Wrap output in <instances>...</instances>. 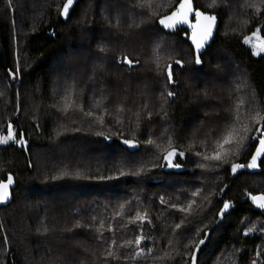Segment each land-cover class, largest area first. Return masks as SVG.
Masks as SVG:
<instances>
[{"label": "trees", "instance_id": "1", "mask_svg": "<svg viewBox=\"0 0 264 264\" xmlns=\"http://www.w3.org/2000/svg\"><path fill=\"white\" fill-rule=\"evenodd\" d=\"M193 1L195 8L217 14L219 22L210 47L204 50L205 65L203 68L194 66L199 71L191 74L181 73L174 66V78L179 87L170 86L167 90L179 95L170 101V107L165 105L169 121L165 124L157 117L149 125L145 120L147 111L159 109L164 82L155 81V64L145 65L144 61L153 59V49L161 39L168 45L160 53L168 57L166 62L176 59L187 62L194 49L189 44L187 29L152 36V29L144 25L151 23L149 17L158 20L171 12L179 0H129L143 3L144 7H138L136 13L123 11L119 19L124 28L120 32L106 30L109 22H117V13L113 11L115 0H79L67 19L59 15L66 0H0V136L6 134V126L12 122L28 140L24 150L11 142L0 145V180L6 181L9 173L14 178L9 200L0 203V264H56L58 258L65 264H103L106 243L113 238L122 242L134 234L131 225L127 228L122 225L136 210L147 211L152 219V225L146 223L144 230L157 241L160 250L154 252L155 256L172 251L167 240L172 239L175 246L173 229L182 216L191 220L196 228L211 233V239L198 252L197 264H221V261L251 264L257 251L264 253V242L261 244L262 236L258 232V220L264 219V212L254 208L245 195L246 192L264 193V165L256 170H240L233 176L214 169L213 162L188 156L189 140H184L177 145L186 152V158H181L187 159L182 172L153 169L141 176L125 175L111 181L87 179L93 173L114 175L118 170L130 173L141 162L151 168L155 148L146 154L145 145L141 143L138 152L129 153L115 136L108 141L95 135L109 127L115 132L116 119L135 126L136 112H140L139 127L144 130L143 134L137 131L133 136L126 128L124 138L141 142L156 139L166 128L184 136L196 132L191 139L198 146L193 147L192 152L211 155L214 138L207 135L209 126L214 127L221 121L215 114L206 118L205 112L215 110L222 117L227 115L228 109L235 114L237 109L241 113L245 108L254 107L264 115V52L255 54L254 48L243 40L245 33L264 29V4H256L254 8L248 5L260 0L245 4L241 0ZM140 12L144 15L137 14ZM133 19L137 24L144 21L141 25L144 32L140 36L137 30L127 27ZM258 34L264 39V30ZM101 43L109 51L103 59V71L96 75L103 78L107 98L100 91L99 79L95 82L87 79L92 75L93 64L97 62V45ZM69 51L83 53L77 71L84 82L79 87L73 86L67 99L62 100L64 78L61 73L64 76L68 71L64 58ZM122 56L139 59L141 63L129 73L116 62ZM55 58L59 59L54 62ZM58 61L60 67H57ZM17 63L22 74L12 80L7 70L15 69ZM217 64L224 69V75L219 78L210 67ZM68 83H73L70 78ZM242 85H247L250 91L240 89ZM206 88L211 97L204 100L197 93ZM236 88L242 97L237 95ZM65 103L69 105L66 111ZM86 103L84 110L91 109L97 115L106 106L112 107V117L103 128H88L86 118L77 107ZM117 104L126 110L117 113ZM144 104L148 105L146 110H142ZM149 127L155 135L150 136ZM76 128L80 131L75 132ZM249 159L250 156H241L233 162L247 164ZM197 163L208 164V170L197 168ZM53 176L57 179L52 180ZM225 185L229 187L225 189ZM197 188L201 189L200 194L191 197V192ZM221 189L225 190L221 192ZM43 195L49 199L43 200ZM161 197L183 206H187L189 200L195 203L188 214L170 215L175 210L162 206ZM224 200L230 201L234 208L216 228L212 222L217 219L216 213ZM38 201L42 204H36ZM116 212L120 215L116 216ZM76 221L90 227L63 231ZM110 224L114 231H108ZM43 226L49 228L48 233H43ZM248 227L257 230L245 236ZM189 235L190 239L183 243L189 246L187 251L190 252L203 237L195 232ZM147 247H153L152 243L148 242ZM256 261L261 264V260ZM127 264L175 262L138 257Z\"/></svg>", "mask_w": 264, "mask_h": 264}, {"label": "snow or ice", "instance_id": "2", "mask_svg": "<svg viewBox=\"0 0 264 264\" xmlns=\"http://www.w3.org/2000/svg\"><path fill=\"white\" fill-rule=\"evenodd\" d=\"M79 0H66L62 8L59 9V15L65 19L69 18L71 12L75 10L76 4ZM215 3V0H213ZM261 4H264V0H260ZM249 7L257 8L255 3L248 5ZM144 7L143 3H130L129 0H115V7L113 11L117 13V22L115 24L109 22L107 29L109 31L115 30L120 32L124 25L120 22L119 16L123 14L124 10H127L131 13H136V9ZM138 15L143 16L142 12L137 13ZM194 14L195 22H191L189 17ZM107 20L108 17H105ZM151 21L150 24L144 25L145 28L152 29V36H158L159 33L164 32L166 29L171 30L177 28L178 25L187 24L191 29V46L194 47V53H192V58L185 62L182 59H176L172 62H166L168 57L161 55L160 53L165 50L168 45L161 39L155 44L153 49V59L144 61L145 65L155 64V81L158 83L163 81V86L161 87L159 99L162 101L160 107L155 112L147 111L145 120L147 124L151 125L154 120L159 117L162 119L165 124L169 121V113L165 108V105H170V101L177 99L178 93L176 91L167 90L170 86L179 87V82L174 78V66L179 68L181 73L191 74L193 72L199 71L194 66H203L205 65V60L202 59L204 56V49L206 46H209V41L213 38L214 29L217 27V14H208L207 11H201L199 8H194L192 0H180L179 4L175 6V10L171 11L170 15L160 16L158 20L155 17H149ZM144 24V21H141V24H137L133 19L132 23L128 24V29L137 30V35L140 36L144 32V28L141 25ZM264 29H257V31L252 33L253 37L257 36L259 31ZM127 34V33H125ZM187 35V33H185ZM244 43L251 44L252 40L245 36ZM98 54L97 62L93 64L92 75L87 79L89 82H95L97 79L101 82V93L106 95V86L103 85V78L97 77L98 71H103L104 64L103 59L105 54L108 53V47L101 43L97 45ZM254 49H257L255 54L259 52H264V41H261L260 44L253 45ZM132 51H135L133 48ZM83 53L69 51L65 58L64 64L67 68V72L64 73V96L62 100H66L68 94L73 86L79 87L84 81L80 74L77 71V65ZM122 68H127L129 73L134 72L140 65L141 61L135 58H129V56H122L118 61H116ZM212 71L215 73L216 77L219 78L224 75V69L221 65L217 64L211 66ZM8 76L15 80L19 74H22V69L17 63L15 69L7 70ZM71 79L72 84L68 83V79ZM191 78V77H190ZM60 79V75L57 74V80ZM81 94L83 89H80ZM2 95V93H0ZM198 97H202L204 100H207L211 97V92L206 88L200 93H197ZM86 99V98H85ZM87 106V103L84 106H79V111L86 118L88 128L92 129L93 127H101L109 122V119L112 117V107L106 106L105 110L99 115L91 109L85 111L84 108ZM56 106L53 105V108ZM69 105L64 104V110L66 111ZM148 108L147 104L142 106V110ZM126 109L121 107L119 104L115 106V111L117 113H123ZM131 111V109H127ZM254 113V114H253ZM215 114L221 122L215 123V126H209V131L207 135L213 137V143L211 145V155H202L201 152L196 151L192 152L195 145L192 142L191 138L196 136V132L189 134V136H184L175 132L174 129L169 130L165 129L164 132L160 134L156 139H146L141 142L139 139H127L124 138L125 129L127 128L133 136L136 135L137 131H140V134H143V129L139 127L140 125V112H136V121L135 126L132 123L125 124L124 120L116 119L113 126L116 127V131L112 132L111 127L107 131H98L95 132L96 136L103 137L105 140L111 141L115 136L120 140V143L123 146H126V150L129 153L138 152L140 149L141 143L145 145L146 154L150 151L151 148H155L156 152L152 153V159L150 161L151 168H146L144 163L141 162L140 166L130 173H126L122 170H118L114 175H100L99 173L90 174L87 179L98 180V181H111L119 179L125 175L141 176L144 173H150L153 169H169V170H179L182 169L187 162L186 152L179 150L177 145L184 140H189L188 144V156H195L201 158L203 161L213 162L214 169H222L225 172H230L233 176L239 174L240 170L243 169H257L261 165H264V115H261L259 111H256L254 107H250L246 112L245 116L247 122H244V119L240 116L239 109L236 110L233 114L231 109L227 110V115L220 116L219 112L211 110L205 112V117H210ZM37 129L39 124L36 125ZM75 132H79L80 129H74ZM150 136L155 135L152 132L151 128H148ZM14 143L18 145L22 150L26 149L28 146V140L25 138V133L23 131L17 130L12 122H8L6 126V134L0 136V145H8L9 143ZM207 147V146H206ZM241 156H250L247 164L233 162L235 159ZM179 161V162H177ZM230 165V167H225ZM31 167V163L28 165ZM196 167L199 169L208 170V164L206 163H197ZM172 174L171 172L169 175ZM195 174V173H194ZM61 175H68V173H62ZM79 175V173H77ZM52 180H56L57 177H51ZM14 184V178L11 173L8 174L7 180H0V203L6 202L11 196L10 189ZM229 185H225V189ZM225 189H221L223 192ZM201 192V189L197 188L196 191L191 192V197H197ZM247 199L251 201L253 205L257 208L264 209V193L253 195L251 192L245 193ZM195 203L194 200H189L187 206L176 202H172L171 199L165 200L164 197L160 198V204L162 206H167L171 210H175V213L179 214H188L192 207V204ZM211 203V201H209ZM123 208V205H120ZM233 208V205L230 201L224 200L222 207L219 208V211L216 213L217 219L213 220V224L216 228H219L220 224L223 222V218L226 215L230 214V210ZM116 216H119L120 213L116 212ZM95 219V217H93ZM43 223V222H42ZM152 225V219L149 218L147 211L136 210L134 215L128 217L126 223L122 227L127 228L129 225L132 226L134 234L131 238L124 239L122 242L117 239H111L110 243H106V247L103 250V264H127L128 261H135L138 257H142L145 260L150 257L153 260H170L175 262V264H197L198 261V252L202 251V246L206 244L207 241L211 239L210 231H204L203 228H196L195 224L188 220L186 216H182L180 223H176L173 229V235L176 238L175 246H173V240L168 239L167 244L171 252H165L161 256L153 255L154 252H158L160 249L157 245V241L151 236L145 233L144 225ZM241 223H246V221H241ZM81 227H90L87 223L81 224L80 221L72 223L71 227L64 228L65 232H72L73 229ZM103 227V222L101 221V228ZM207 227V226H204ZM179 230V231H176ZM254 227H248L244 235L256 231ZM41 231L40 229L37 230ZM43 233H48L49 228L43 226ZM108 231H114L111 224L108 227ZM264 233V228L259 229ZM195 232L197 236H202L203 238L198 239V242L195 243L194 251H187L188 245L184 244L183 241L190 239V233ZM99 238V237H97ZM148 242H151L153 247H147ZM259 247V246H258ZM183 249V251L181 250ZM261 255L260 251H257V257ZM187 257V259H185ZM56 264H65L64 261L59 258L56 261ZM251 264H257L256 260H253Z\"/></svg>", "mask_w": 264, "mask_h": 264}, {"label": "rangeland", "instance_id": "3", "mask_svg": "<svg viewBox=\"0 0 264 264\" xmlns=\"http://www.w3.org/2000/svg\"><path fill=\"white\" fill-rule=\"evenodd\" d=\"M246 1H251V0H241V2L242 3H244L245 4V2ZM260 3V1H255V4H259ZM232 15H234L235 16V14H233L232 13ZM253 32H255V30L254 31H250V32H247V33H245L244 34V36H243V40H244V37L245 36H247V37H249L251 40H252V43L251 44H247V45H250V46H252L253 47V45H256L255 43L257 42V41H264V39H262L260 36H259V34L257 33V36L256 37H253L252 36V33ZM254 48V47H253ZM255 50V52L257 51V49H254ZM259 53H262V52H259ZM59 58H55L54 59V62H56V60H58ZM58 64V66L57 67H60L61 66V63H60V61H58L57 62ZM230 63H228L227 65H229ZM232 72H234V71H232ZM61 76H62V79L64 78V76H63V74L61 73ZM245 82H243V84H244ZM240 89H244V90H248L249 89V91H250V88L246 85V87L244 86V85H242L241 86V88ZM236 92H237V95H239L240 97H242L241 96V92H240V90L238 91V89L236 88ZM251 92H253L252 90H251ZM235 95V94H234ZM235 97H236V99H240V97L238 98L236 95H235ZM62 102V101H61ZM63 103V102H62ZM62 106H63V104H62ZM64 107V106H63ZM61 109V108H60ZM249 110V108H245V111L244 112H241L240 113V115H242V118L244 119V122L246 123L247 122V119H246V116H245V114H246V112ZM261 112V111H260ZM2 135H5V134H2ZM1 135V136H2ZM258 169V168H257ZM248 170V169H247ZM249 170H256V169H249ZM261 183V182H260ZM169 184L170 185H172L173 183L171 182L170 183V181H169ZM47 199H49L48 198V196H46V195H43V200H47ZM36 204H39V205H41L42 204V202H40V201H38ZM47 211H48V207H47V209H46ZM259 221V223H258V225H259V227H260V229L261 228H264V219H259L258 220ZM246 230V229H245ZM245 232V231H244ZM260 234H261V244L264 242V233H262L261 231H258ZM262 259H264L263 258V254H262V252H261V258L260 257H257V255L255 256V260H261V264H262ZM202 260H204V259H202ZM222 263L221 264H224L223 263V261H221ZM202 264H206L205 262H203Z\"/></svg>", "mask_w": 264, "mask_h": 264}, {"label": "water", "instance_id": "4", "mask_svg": "<svg viewBox=\"0 0 264 264\" xmlns=\"http://www.w3.org/2000/svg\"><path fill=\"white\" fill-rule=\"evenodd\" d=\"M179 2H180V0H179ZM179 2H178V4H179ZM192 3H193V7L195 8V5H194V1L192 0ZM177 4V5H178ZM173 10H175V9H173ZM172 10V11H173ZM201 10V9H200ZM202 11V10H201ZM170 13L171 12H169V13H167V14H165V15H170ZM209 14V13H208ZM189 19H190V21L191 22H195V19H194V14L193 15H190V17H189ZM218 25H219V22H218V19H217V27L214 29V35H215V33H216V31H217V28H218ZM178 28H184V29H187L188 31H189V33H188V41H189V44L191 45V40H190V35H191V29L189 28V26L187 25V24H181V25H178L177 26V28H175V29H171V30H165V32H173V31H175L176 29H178ZM214 35H213V37H214ZM212 39L213 38H211L210 39V41H209V45H210V43L212 42ZM257 46L260 44V41H257L256 43H255ZM192 47V46H191ZM207 47V46H206ZM193 49H194V47H192ZM206 49V48H205ZM204 49V50H205ZM203 50V51H204ZM119 143H120V140H119ZM121 144V143H120ZM122 145V144H121ZM123 146V145H122ZM123 147H125L126 148V146H123ZM165 171H175V172H182L183 170H184V167L182 168V169H179V170H169V169H167V168H165L164 169ZM253 195H256V194H253ZM249 200V199H248ZM249 202L251 203V201L249 200ZM223 204V203H222ZM252 204V203H251ZM233 205V204H232ZM253 205V204H252ZM222 207V206H221ZM253 207L254 208H257L255 205H253ZM233 208H234V205H233ZM232 208V209H233ZM231 209V210H232ZM257 209H259V208H257ZM230 210V211H231ZM263 212H264V209L262 210ZM263 257H264V255H263ZM189 264H190V262H189Z\"/></svg>", "mask_w": 264, "mask_h": 264}, {"label": "flooded vegetation", "instance_id": "5", "mask_svg": "<svg viewBox=\"0 0 264 264\" xmlns=\"http://www.w3.org/2000/svg\"><path fill=\"white\" fill-rule=\"evenodd\" d=\"M260 209V208H259ZM260 210H263V209H260ZM263 255H264V253H263Z\"/></svg>", "mask_w": 264, "mask_h": 264}]
</instances>
